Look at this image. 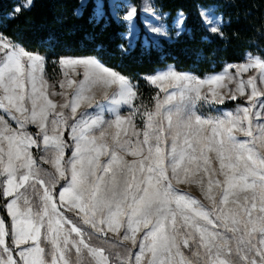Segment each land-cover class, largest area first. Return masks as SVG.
Returning a JSON list of instances; mask_svg holds the SVG:
<instances>
[{
  "label": "snow or ice",
  "instance_id": "snow-or-ice-1",
  "mask_svg": "<svg viewBox=\"0 0 264 264\" xmlns=\"http://www.w3.org/2000/svg\"><path fill=\"white\" fill-rule=\"evenodd\" d=\"M201 16L218 31L220 17ZM177 25L179 35L182 14ZM246 61L204 79L174 70L149 77L164 96L141 110L132 83L94 58H61V91L50 90L43 58L0 35V199L10 218L0 217V264H264V112L254 111L264 59ZM238 97L247 106L197 112ZM110 241L122 250L106 251Z\"/></svg>",
  "mask_w": 264,
  "mask_h": 264
},
{
  "label": "trees",
  "instance_id": "trees-1",
  "mask_svg": "<svg viewBox=\"0 0 264 264\" xmlns=\"http://www.w3.org/2000/svg\"><path fill=\"white\" fill-rule=\"evenodd\" d=\"M25 1L0 0L1 35L28 52L46 56L50 74L59 72L56 64L61 58H97L138 84L136 106L145 100L149 107L153 105L156 90L146 77L169 66L205 77L243 62L248 54L264 59V0H154L157 8L168 13L171 34L158 41L142 23V0H131L139 25L133 46L124 36L126 24L111 11L110 0H33L29 9L21 8L12 18L13 9ZM99 1L101 16L97 15ZM209 7H216L222 15L223 23L216 32L206 30L202 22L201 12ZM180 12L185 22L178 35L173 20ZM3 202L0 199V213L10 224Z\"/></svg>",
  "mask_w": 264,
  "mask_h": 264
},
{
  "label": "rangeland",
  "instance_id": "rangeland-1",
  "mask_svg": "<svg viewBox=\"0 0 264 264\" xmlns=\"http://www.w3.org/2000/svg\"><path fill=\"white\" fill-rule=\"evenodd\" d=\"M85 1L86 0H84V2ZM110 6H111V11H112L113 15L119 21L124 22L126 24L128 30H127V32L125 33L124 36L128 40L129 44L131 46H133L135 44L137 38H138V35H139V25H138V18H137V12H136L135 5L132 3L131 0H110ZM209 10L212 11L217 17L221 18V24L218 25V28H219L222 25V23H223L222 15L218 12L216 7H209L207 9H203V11H209ZM132 12H134V15H133L132 19H128L127 17L129 15V13H132ZM102 14H103L102 2L99 1L98 2V6H97V15L101 16ZM181 14H182V17H183V25L180 26V27H181V31L184 30L185 16H184L183 13L180 12V13L177 14V16L173 20V25H174V28L176 29V31H177V28H178L177 19H178V17L181 16ZM167 19H168V13L162 12L159 8H157L154 0H142V3H141V20H142V23H143L144 28L147 31L148 35L151 38H153L155 41H158L159 38H163V37L164 38H169L171 36L170 29H169L168 24H167ZM155 29H159V32L155 31ZM32 54L39 55L40 57L43 58V60H44V66H43V68H44V78L47 81L48 85L50 86V90H54L56 92H60L61 88H60V83L59 82L61 80H63V72L61 70V66L59 64V61H58V63L56 62L57 63L56 67L59 68L57 71H59V72H57V74H54V73L51 72V74H50L48 72V69H47V65H48L47 57L44 56V55L36 54V53H32ZM252 57H260V56L252 55ZM67 58H75V57H67ZM87 58H94V59L98 60L95 57H85V59H87ZM245 62H247L246 58H245V60L243 62L232 63V64H229V65H238V64H241V63H245ZM51 64L53 66L55 64V61L51 62ZM102 65L104 67H107L104 64H102ZM108 69L118 73L117 71H115V70H113L111 68H108ZM168 70H174L177 73H182V74H190V75H193V76H195L197 78H200V79H204V78H206V77H208L210 75H214V74H210V75H207L205 77H199V76H197L196 74H194L192 72L178 71L173 66H169V67H167L165 69L157 71L153 75H150V76L146 77V81L148 82L150 87L152 89L156 90L155 98H156L158 93H159L160 97L163 98L164 93L160 92V89L158 87H156L155 85L151 84L149 82L148 78L152 77L154 75L160 74V73H162L164 71H168ZM77 71L79 72V75L75 76V79L82 80L83 79V69H78ZM235 71H236V69L234 67L230 69V72H232L233 74H235ZM219 73H215V74H219ZM118 74H120V73H118ZM254 74H255V70L250 69L248 72L243 74V78L246 80L249 76L254 75ZM120 75L123 76L122 74H120ZM123 77H125V76H123ZM125 78H127L132 83V85L134 86V90L136 92V98L134 99V101H132V104L135 107L141 108V110H143V108H145V107L148 108V109H154L155 98H154L153 105L151 107H149L147 105L148 103H147L146 100L143 101L142 103H140L138 106H136L138 84L136 82L132 81L128 77H125ZM94 91L96 92V100L97 101H103V92H104L103 88L100 87V86H97L94 89ZM113 91H115V85H113L112 88L108 89L109 95H111V93ZM169 91H172V89H169ZM52 98L55 101H57V102H61L62 101V97H60V96H56V97H52ZM257 100H258L257 108L254 109V111L261 110L262 112H264V109L260 108V103L264 102V97H259V98H257ZM228 101H232V100L226 99L224 103H226ZM235 101H239V102H236V104L233 105V106H227V105H224V104H220V105H213L212 108H209V106L207 104H197V112H198V114H203V115H206V116H216V115H219L220 113L216 112L214 110L215 108H219L222 111L226 112V111H235V109L238 106H241L242 103L245 106H247V101H246L245 98L238 97L237 100H235ZM81 110H83V109H81ZM89 111H92V110L89 109ZM131 111H132V109L128 105H123L120 108V113H121L122 116H128ZM2 114H3L2 111H0V115H2ZM110 118H111V115L106 113L105 114V119H110ZM5 119H8V117L5 116ZM12 123H13V127H15L14 122H12ZM135 124H136L137 128H143V121L140 119L139 115H137V117L135 118ZM28 131L30 133H32L33 135H35L38 132V129L34 125H29L28 126ZM67 138H68V136H67V133H66V139ZM33 155L37 159L38 163L41 164L42 168H44L47 172L53 171V169L49 165H45V164H42V162H40L39 157L41 155H43L42 151H37L36 149H33ZM67 155H70V150L67 152ZM67 155H66V158H67ZM127 158L129 160L132 159V157H127ZM61 183H63V181H61ZM178 187H180L183 191L191 193L197 199L203 200V197H202V195L200 193V190H199V187L197 185H195V184H191V185L185 184V185H179ZM2 205H3V207H5V200L2 203ZM0 217H3L1 215V213H0ZM104 247L106 248V251L122 250V249H116L113 246V243L111 241L109 243L105 244Z\"/></svg>",
  "mask_w": 264,
  "mask_h": 264
}]
</instances>
